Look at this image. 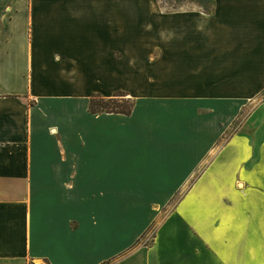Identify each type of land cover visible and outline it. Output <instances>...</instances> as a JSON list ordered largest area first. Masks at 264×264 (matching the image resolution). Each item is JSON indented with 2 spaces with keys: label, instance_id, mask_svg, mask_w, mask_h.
I'll list each match as a JSON object with an SVG mask.
<instances>
[{
  "label": "crops",
  "instance_id": "crops-1",
  "mask_svg": "<svg viewBox=\"0 0 264 264\" xmlns=\"http://www.w3.org/2000/svg\"><path fill=\"white\" fill-rule=\"evenodd\" d=\"M162 1L0 0V264H264V0Z\"/></svg>",
  "mask_w": 264,
  "mask_h": 264
},
{
  "label": "rangeland",
  "instance_id": "rangeland-1",
  "mask_svg": "<svg viewBox=\"0 0 264 264\" xmlns=\"http://www.w3.org/2000/svg\"><path fill=\"white\" fill-rule=\"evenodd\" d=\"M164 5L168 6H186V5H196V4H201L205 5L206 3H196L188 0H163L162 3ZM123 57H97V80H99V69H104L105 66L109 63H114V64H119L121 63ZM245 68L243 69V74H242V79L243 82L241 81H235L234 83H230L229 86L233 87L234 89H239V87L247 89L245 93H238V94H231L234 96H240L242 98V101L235 106V108L230 109V121L228 125L222 124L220 127L219 126V137L218 139L214 142V147H213V153H215L228 139L229 136H231L233 133H235L241 126V124L244 122V120L249 116L251 111L253 110L254 107H256L258 104L264 101V74L259 76L255 72L257 66H260L264 70V57H260L261 60H256L253 61L251 59L252 57H245ZM259 58V59H260ZM150 61H153L156 59V57H149ZM256 64V65H255ZM120 65V64H119ZM215 83L220 84L223 79L219 78ZM232 89V88H231ZM233 89V90H234ZM120 93L121 95H126L125 97H118L117 99H129L131 103H133V98L127 94L123 90H116L114 91L111 95H105L102 93L101 90L97 87V98L96 99H103L106 100L110 98L113 94ZM205 113V111H203ZM220 114L221 110L219 109H214V114ZM219 119H226L227 116L225 117V113L221 116L218 117ZM216 118V119H218ZM225 125V126H224ZM216 128V127H215ZM217 131V130H216ZM170 208V206H167V210ZM166 210V211H167ZM154 230V225L150 226L147 231L140 237V239L137 241V245H148L150 242V238L152 235V232ZM110 264H113L111 262Z\"/></svg>",
  "mask_w": 264,
  "mask_h": 264
},
{
  "label": "trees",
  "instance_id": "trees-1",
  "mask_svg": "<svg viewBox=\"0 0 264 264\" xmlns=\"http://www.w3.org/2000/svg\"><path fill=\"white\" fill-rule=\"evenodd\" d=\"M122 96L125 97V95L116 93L110 98L103 100L100 98L96 99L97 94H91L87 101L86 112L89 115L114 114L128 116L132 109V103L129 99H117Z\"/></svg>",
  "mask_w": 264,
  "mask_h": 264
}]
</instances>
